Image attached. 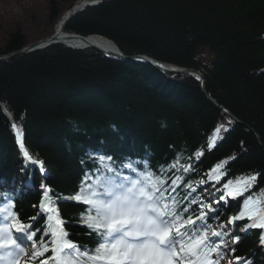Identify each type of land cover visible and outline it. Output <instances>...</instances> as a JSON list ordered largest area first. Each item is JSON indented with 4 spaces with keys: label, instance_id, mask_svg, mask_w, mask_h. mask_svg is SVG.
I'll return each mask as SVG.
<instances>
[{
    "label": "trees",
    "instance_id": "trees-1",
    "mask_svg": "<svg viewBox=\"0 0 264 264\" xmlns=\"http://www.w3.org/2000/svg\"><path fill=\"white\" fill-rule=\"evenodd\" d=\"M75 1L50 0L48 22L56 23ZM63 31L102 35L126 55L144 54L198 69L205 92L195 75L113 59L94 47L74 49L55 43L0 58V102H6L11 113L0 110V192L13 196L22 222L32 223L34 231L44 228V216L31 219L40 211L42 184L59 198L57 206L66 221L79 217L86 206L67 197L95 169L90 155L94 153L111 156L116 168L128 175L121 164L129 159L159 172L180 154L181 163L194 166L184 181L193 187L227 160L228 175L221 184L259 173L253 189L264 188V0H105L74 14ZM26 43L20 30L10 32L0 55ZM12 123L22 128L24 145L34 160L43 161V171L21 154ZM221 125L228 131L221 128L222 139L209 150V140ZM197 152H203L198 160ZM204 187L214 191L207 183L193 196L203 197ZM250 192L234 202L229 199L221 221L208 222L218 225L235 215L239 200ZM186 194L181 187L178 195ZM220 195L222 191L214 196ZM193 208L198 212L196 205ZM243 221L248 222L237 221L234 229L242 238L230 247L235 252H226L225 257L264 264L259 235L252 229L237 230ZM66 229L72 241L94 247L79 225L68 223ZM42 235L43 231L37 234V242Z\"/></svg>",
    "mask_w": 264,
    "mask_h": 264
},
{
    "label": "snow or ice",
    "instance_id": "snow-or-ice-1",
    "mask_svg": "<svg viewBox=\"0 0 264 264\" xmlns=\"http://www.w3.org/2000/svg\"><path fill=\"white\" fill-rule=\"evenodd\" d=\"M110 54V53H109ZM163 67V66H161ZM196 79H201L199 76ZM0 110L9 116L7 103L0 102ZM221 128L217 127L209 140L211 150L220 137ZM16 143L21 154L28 161L41 166L30 155L23 142V131L16 123L11 124ZM96 164L91 173H86L79 190L67 197L68 200L83 204L79 217L66 221L57 206L52 190L41 185L43 196L39 204V213L32 217L36 221L40 216L46 218L43 229H34L32 223H24L15 211L12 195L0 192V264H31L39 259V264H220L226 252L234 253L230 243L237 244L241 236L234 235L237 221L247 220L241 229H260L259 245L264 246V200L259 195L245 197L240 211L219 223L218 228L208 221H221L224 205L229 199H237L251 191L257 181V174L242 175L224 180L228 175L225 165L228 161L217 163L207 173V179H201L199 185L211 183L214 191H222L219 199L205 200L202 196H193L197 188L192 183H184L185 177L194 170L191 163H181V156L162 166L159 172L140 165L130 159L121 164L131 175L125 174L112 163L113 158L103 154H90ZM203 152H197L199 159ZM192 157H189L191 160ZM235 159V157H233ZM171 173V176L166 174ZM219 186V187H217ZM187 192L179 196V189ZM198 207V212L193 208ZM68 223H74L85 229L94 247L80 245L69 239L71 233L66 229ZM230 226H232L230 228ZM43 231L39 242L36 236ZM251 264L250 260L235 257V264ZM228 264H233L229 260Z\"/></svg>",
    "mask_w": 264,
    "mask_h": 264
},
{
    "label": "water",
    "instance_id": "water-1",
    "mask_svg": "<svg viewBox=\"0 0 264 264\" xmlns=\"http://www.w3.org/2000/svg\"><path fill=\"white\" fill-rule=\"evenodd\" d=\"M102 1H105V0H77V1H75L73 3V5L69 8V10L66 12V14L61 16L62 18L55 24V28H54L53 33L46 35V36H43L39 39L27 42L23 47H21L18 50L0 55V58H6V57L14 56L17 54H21V53L31 52L34 50L45 48L48 45L55 44V43H63V44H66L72 48L94 47V48L98 49L99 51L103 52L108 57H111L114 59H119V60H132V61H137V62L148 63L160 72L172 73V74L184 73V74L195 75L196 77L199 76L201 78V79H199L200 87L205 92L204 75L198 69H195L192 67L176 66L172 63L162 62V61H159L155 58H152V57L144 55V54L126 55V54L122 53V51L118 48V46L111 39L104 37L102 35L93 34V35L84 36V35H81L79 33H71V32H64L63 31V27L73 17L74 14L81 11L86 6H92V5H95V4L100 3ZM92 36L104 38L105 40L111 42L114 45L115 49L108 51V50H104L102 47H100L98 45H95L94 43H92L91 41L88 40V38L92 37ZM73 38L81 40L83 44L77 45V46L72 45L69 41ZM161 66H163V67H161ZM206 95L227 116H229L231 119H233L236 123H241L238 120V118L235 117L226 107L218 104L208 94H206Z\"/></svg>",
    "mask_w": 264,
    "mask_h": 264
},
{
    "label": "rangeland",
    "instance_id": "rangeland-1",
    "mask_svg": "<svg viewBox=\"0 0 264 264\" xmlns=\"http://www.w3.org/2000/svg\"><path fill=\"white\" fill-rule=\"evenodd\" d=\"M49 7L50 0H0V46L4 44L9 33L15 30H20L27 42L53 33L58 21L53 25L48 22ZM60 7L65 9L61 3ZM250 194H257L261 200H264V188H252L248 195ZM244 199L245 197L239 200L237 213L240 211ZM234 201L231 199V202ZM243 222L245 225L248 223ZM252 231L257 235L261 232L260 229H252ZM224 239L229 241L230 237Z\"/></svg>",
    "mask_w": 264,
    "mask_h": 264
},
{
    "label": "bare ground",
    "instance_id": "bare-ground-1",
    "mask_svg": "<svg viewBox=\"0 0 264 264\" xmlns=\"http://www.w3.org/2000/svg\"><path fill=\"white\" fill-rule=\"evenodd\" d=\"M68 10H69V8L63 12L62 16L65 15ZM88 40L91 41L92 43H94L95 45L102 47L104 50L111 51V50L115 49L114 45L111 42L105 40L104 38L92 36V37H89ZM69 42L72 45H76V46L83 44L81 40L76 39V38L71 39Z\"/></svg>",
    "mask_w": 264,
    "mask_h": 264
}]
</instances>
